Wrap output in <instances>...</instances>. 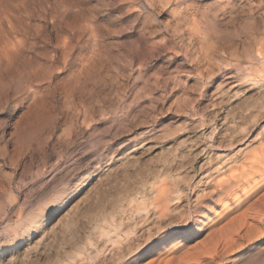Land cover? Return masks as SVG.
<instances>
[{"label":"rangeland","instance_id":"374dc122","mask_svg":"<svg viewBox=\"0 0 264 264\" xmlns=\"http://www.w3.org/2000/svg\"><path fill=\"white\" fill-rule=\"evenodd\" d=\"M2 10L39 29L40 50L16 65L39 73L47 50L58 120L48 161L33 151L18 169L24 196L0 229L59 204L0 264H264V199L238 213L256 223L230 251L229 231L208 230L225 209L214 190L264 147V0H0ZM68 161L73 181L36 199Z\"/></svg>","mask_w":264,"mask_h":264},{"label":"bare ground","instance_id":"6f19581e","mask_svg":"<svg viewBox=\"0 0 264 264\" xmlns=\"http://www.w3.org/2000/svg\"><path fill=\"white\" fill-rule=\"evenodd\" d=\"M17 21L13 13L6 10L0 11V223L9 221L13 205L24 196L20 189L15 186L18 185L19 181L24 179L25 174L18 176L22 172L18 171V169H22V167L26 165L28 158L27 154L33 151L39 152V159L45 163L49 159V152L56 149L53 140L51 141V136L55 132L58 116L56 112L51 109V106L48 105V101L52 95L50 86L55 80L54 74L56 72V66L54 62L47 57V54L45 55L47 51L45 49L41 50V53L44 54L42 56V65L44 69L41 72H27L25 67L17 66L18 63H20V65L22 64L21 62L25 60L28 53L31 51L34 53L36 49L38 52L40 50H38V46L41 42L38 38L39 29H34L28 25L26 26L20 19ZM82 68V70H85L88 79L91 71L86 64H83ZM30 69H28V71ZM72 86L73 82L71 81L67 85L69 91L71 89L69 87ZM72 91H74L73 88ZM247 161L242 172L236 170V173L230 178L225 179L226 181H224V179L222 180L225 184L219 182V189L214 190L217 191L214 196V198H216V200L214 199V203H219L225 209H222L219 215L215 213L217 214V218L214 219L215 223L213 220V222H211L213 224L212 226L210 225L211 223L209 224L210 228L208 230H210L209 234H212V231L217 230L216 227L221 226V233H225L224 230L229 231V235H227L225 241L223 240L226 243L223 244L221 242L224 245L223 249H221L223 252L230 251L242 240V238L250 236L252 232L251 228L256 223L248 222L246 219L244 220V218L242 219L244 220L243 222L236 220L235 218L241 216L238 213L244 207L246 208L248 206L247 209L249 208L248 204L251 198L257 197V200L258 198H261V200L264 199V147L261 152L253 153ZM10 169H13L15 172H11ZM54 169L55 171H59V173L51 174L44 186L41 187L39 193H37L35 189H32V191L36 193V199L41 200L44 196L46 197L52 193L59 183H66L68 181L69 184L77 176L76 163L73 161L64 162L62 165L55 166ZM240 186L241 189L235 191V188L238 189ZM233 191L235 192V199H233L236 205L232 207V197L225 198L223 195L225 192L233 193ZM164 192L161 191V193ZM209 199L213 200L212 197ZM260 202L263 203V201ZM162 203L164 204V202ZM253 203H251V208L252 205H257V201ZM58 204V198L54 199L47 207L39 208L36 211L37 213L33 215L35 217L26 219L15 226H11L9 223L6 224L4 228L0 229V240L9 237H11L12 240L10 243L0 244V250L3 253L9 252L8 254H11L12 250L9 251V247H17L25 243L24 241L30 237L31 232L39 230L41 226L47 223V217L50 213L54 212ZM262 205L264 206V203ZM262 208L264 210V207ZM167 209L168 205H165L160 207V210L157 212L164 213ZM260 214L261 212L259 211L258 217ZM251 219H253V217ZM238 221L240 223L236 225ZM256 221L258 222V220ZM225 222L226 224L225 226L223 225V227L222 224ZM44 230L45 229L42 228V231ZM217 231L219 232V230ZM222 237L224 238V236ZM218 261H215V263Z\"/></svg>","mask_w":264,"mask_h":264},{"label":"snow or ice","instance_id":"6c2138e0","mask_svg":"<svg viewBox=\"0 0 264 264\" xmlns=\"http://www.w3.org/2000/svg\"><path fill=\"white\" fill-rule=\"evenodd\" d=\"M12 240L11 237L7 238V239H3V240H0V244H7V243H10ZM159 242V241H158Z\"/></svg>","mask_w":264,"mask_h":264}]
</instances>
